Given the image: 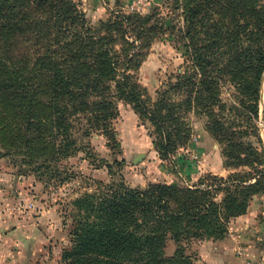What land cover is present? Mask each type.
Returning <instances> with one entry per match:
<instances>
[{
  "label": "trees",
  "instance_id": "trees-1",
  "mask_svg": "<svg viewBox=\"0 0 264 264\" xmlns=\"http://www.w3.org/2000/svg\"><path fill=\"white\" fill-rule=\"evenodd\" d=\"M183 2L185 31L178 50L190 67L159 89L148 108L135 95L127 67L120 72V54L109 39L86 29L72 0H0V142L6 140L9 150H26L27 162L41 166L87 149L85 140L95 133L117 144L116 98L124 97L156 126L155 149L168 159L187 142L178 127L180 114L201 97L213 102L215 85L229 80L245 99L259 102L264 0ZM133 14L125 18L131 24ZM170 92L184 99H171ZM207 179L217 180L208 176L195 188L146 189L122 180L94 182V192L73 201L71 246L60 264H191L182 251L166 258L167 244L223 239L230 220L247 210L241 199L245 188L216 203L215 187H201Z\"/></svg>",
  "mask_w": 264,
  "mask_h": 264
},
{
  "label": "rangeland",
  "instance_id": "rangeland-1",
  "mask_svg": "<svg viewBox=\"0 0 264 264\" xmlns=\"http://www.w3.org/2000/svg\"><path fill=\"white\" fill-rule=\"evenodd\" d=\"M72 3L84 17L86 29L109 39L120 54V72L127 67L135 95L148 108L156 102L159 89L176 83L190 67L178 50L185 31L183 0H155L147 10L133 14V24L125 19L132 14L127 12L128 0ZM174 93L170 92L171 99H184ZM211 93L213 102L207 104L201 97L191 110L180 114L178 127L187 142L168 159L155 149L156 126L141 118L124 97L116 98L117 144L95 133L85 140L87 149L41 166L27 162L31 153L26 150H9L6 140L4 146L0 142V230L6 227L13 237L19 232L27 241L28 252L33 248L30 264H60L71 246L73 201L94 192V182L122 180L133 189L152 184L195 188L209 176L217 180L207 179L201 187H215L216 203L245 188L241 199L246 200V213L230 220L223 239L181 245L170 241L163 255L171 258L182 251L191 264H264V92L259 102L252 103L225 80ZM256 106L252 111L250 107ZM185 158L187 162L178 164ZM34 234L38 236L33 240H38L29 244Z\"/></svg>",
  "mask_w": 264,
  "mask_h": 264
},
{
  "label": "crops",
  "instance_id": "crops-1",
  "mask_svg": "<svg viewBox=\"0 0 264 264\" xmlns=\"http://www.w3.org/2000/svg\"><path fill=\"white\" fill-rule=\"evenodd\" d=\"M90 6L92 5L88 4V7ZM186 159L188 158H185V160L182 159V161L177 160V162L178 164H181V162L185 163L187 162ZM186 169V171H191L188 168ZM21 230H23V228ZM31 235L32 234H30L29 236ZM34 236L38 235L34 234L32 240H29V244H34L35 241L38 240H33ZM24 243H27V241L23 239V237L19 236V232L15 233V236L13 237L7 234L6 227L5 229L2 228L0 230V264H30L33 257V248L29 247L28 252L27 248L24 246Z\"/></svg>",
  "mask_w": 264,
  "mask_h": 264
},
{
  "label": "built area",
  "instance_id": "built-area-1",
  "mask_svg": "<svg viewBox=\"0 0 264 264\" xmlns=\"http://www.w3.org/2000/svg\"><path fill=\"white\" fill-rule=\"evenodd\" d=\"M155 0H128L127 3V12L128 13H138L141 11H145L154 3ZM245 264H256L251 261H246Z\"/></svg>",
  "mask_w": 264,
  "mask_h": 264
},
{
  "label": "bare ground",
  "instance_id": "bare-ground-1",
  "mask_svg": "<svg viewBox=\"0 0 264 264\" xmlns=\"http://www.w3.org/2000/svg\"><path fill=\"white\" fill-rule=\"evenodd\" d=\"M263 82H264V81H263ZM263 84H264V83H263ZM262 89H263V92H264V85H263Z\"/></svg>",
  "mask_w": 264,
  "mask_h": 264
},
{
  "label": "water",
  "instance_id": "water-1",
  "mask_svg": "<svg viewBox=\"0 0 264 264\" xmlns=\"http://www.w3.org/2000/svg\"><path fill=\"white\" fill-rule=\"evenodd\" d=\"M262 83H263V81H262Z\"/></svg>",
  "mask_w": 264,
  "mask_h": 264
}]
</instances>
